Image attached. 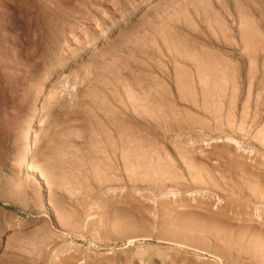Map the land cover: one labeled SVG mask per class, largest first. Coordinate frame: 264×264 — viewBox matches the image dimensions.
Segmentation results:
<instances>
[{"label":"rangeland","instance_id":"1","mask_svg":"<svg viewBox=\"0 0 264 264\" xmlns=\"http://www.w3.org/2000/svg\"><path fill=\"white\" fill-rule=\"evenodd\" d=\"M263 141L264 0H0V264H264Z\"/></svg>","mask_w":264,"mask_h":264},{"label":"bare ground","instance_id":"2","mask_svg":"<svg viewBox=\"0 0 264 264\" xmlns=\"http://www.w3.org/2000/svg\"><path fill=\"white\" fill-rule=\"evenodd\" d=\"M247 51H248V50H247ZM244 53H245V52H244ZM184 62H185V61H184ZM196 63H197V62H196ZM214 67H215V66H214ZM179 69H180V68H179ZM217 71H218V70H217ZM177 72H178V71H177ZM182 75H183V74H182ZM164 76H165V75H164ZM165 78H166V77H165ZM198 79H199V78H198ZM165 80H166V79H164V81H165ZM176 80H177V79H176ZM193 80H194V79H193ZM194 82H195V81H194ZM183 86H184V85H183ZM194 87H195V86H194ZM171 88H172V87H171ZM182 88H183V87H182ZM177 90H178V89H177ZM194 90H195V88H194ZM155 91H156V89L154 90V93H155ZM158 91H159V90H158ZM179 91H180V90H179ZM197 91H198V90H197ZM150 92H152V91H150ZM159 92H160V91H159ZM183 92H184V91H183ZM148 93H149V92H148ZM157 93H158V92H157ZM157 93H155V96H156V95L158 96ZM164 93H165V92H164ZM192 93H193V92H192ZM192 93H191V95H192ZM195 93H196V92H195ZM152 94H153V92H152ZM159 94H160V93H159ZM136 95H137V94H136ZM142 95H143V94H142ZM142 95H141V96H142ZM145 95H146V94H145ZM145 95H143V97H145ZM149 95H150V94H149ZM163 95H164V94L162 93L161 96H163ZM165 95H166V94H165ZM167 95H168V94H167ZM185 95H186V94H185ZM155 96H154V97H155ZM157 96H156V98H157ZM189 96H190V94H189ZM158 97H159V96H158ZM149 98H150V97H149ZM160 98H161V97H160ZM160 98H159V99H160ZM163 98H164V96H163ZM165 98H166V97H165ZM141 99H142V97H141ZM145 99H146V98H145ZM147 99H148V98H147ZM153 99H154V98H153ZM159 99H158V100H159ZM166 99H167V98H166ZM189 99H190V98H189ZM191 99H192V98H191ZM148 100H149V99H148ZM173 100H175V99H173ZM173 100H171V101H173ZM185 100H186V99H185ZM144 101H145V100H144ZM144 101H143V102L141 101V102H142L141 105L144 104ZM164 101H166V100H163V102H161V101L158 102V103H159V106H155V105H152L153 107L151 106L153 109H154L155 107H156V108L159 107V109H161L162 112H161V110H160V112H159L158 109H157V112H154V114H153L152 111H151L152 114L149 112V113L152 115V116L150 117L151 120H150V118H149V120H150V121H153L154 124H159L161 127L165 128V129H168L167 127H169V116H170V115L173 116V114H171V112H170V115H169V113H167L166 111L163 110V109H165V107H167V106H166V103H164ZM167 101H169V99H168ZM146 102H147V101H146ZM169 102H170V101H169ZM191 102H192V101H191ZM150 103H151V102H150ZM156 103H157V102H156ZM167 103H168V102H167ZM173 103H174V102H173ZM173 103H172V105H173ZM175 103H176V102H175ZM184 103H185V101H184ZM188 103H189V102H188ZM145 104H148V103H145ZM151 104H152V103H151ZM157 105H158V104H157ZM174 105H175V104H174ZM154 106H155V107H154ZM175 106H176V105H175ZM179 106H180V104H179ZM196 106H197V105H196ZM143 107H144V105H143ZM146 107H147V106H145V110H144V112H145V111H150L149 109L147 110ZM163 107H164V108H163ZM176 107H177V106H176ZM162 108H163V109H162ZM167 108H169V107H167ZM190 108H191V107H190ZM117 109H120V108H117ZM134 109H135V108H134ZM153 109H152V110H153ZM120 110H121V109H120ZM154 110H156V109H154ZM166 110H167V109H166ZM131 111H132V110H131ZM131 111H130V112H131ZM167 111H168V110H167ZM120 112H121V111H120ZM122 112H123V111H122ZM175 112H176V111H175ZM117 113H119V111H118ZM117 113H116V115H117ZM135 113H137V112H135ZM177 113H178V112H177ZM179 113H181V112L179 111ZM139 114H141V113H139ZM144 114H146V112H145ZM181 114H182V113H181ZM122 115H123V114H122ZM122 115H121V116H122ZM125 115H126V114H125ZM125 115H124V116H125ZM127 115H128V114H127ZM136 115H137V114L134 115V113L132 114V116H136ZM142 115H143V114H142ZM142 115H140V116H142ZM146 115H148V113H147ZM174 115H176V114H174ZM117 116H119V115H117ZM124 116H123V117H124ZM130 116H131V115H130ZM148 116H150V115H148ZM172 116H170V117H172ZM176 116H177V118L179 117L178 115H176ZM142 117H144V119H145V115H143ZM174 117H175V116L172 117L173 120H175ZM113 118H114V117H113ZM116 118H117V117H116ZM120 118H121V117H120ZM127 118H128V117H127ZM127 118H125V119L127 120ZM130 118H131V117H130ZM146 118H147V117H146ZM172 118H171V119H172ZM108 119H109V118H107V120H108ZM110 119H111V120H114V119H112V118H110ZM110 119H109V120H110ZM117 119H118V118H117ZM117 119H116V121H117ZM131 119L134 120L135 118H134V119L131 118ZM139 119H140V118H139V115H138V120H139ZM107 120H105V121H107ZM119 120H120V119H118V121H119ZM126 120H125V121H126ZM125 121L122 120V122L127 123V122H125ZM128 121H129V120H128ZM134 121H135V120H134ZM134 121H133V122H134ZM139 121H140V120H139ZM142 121L146 124V121H147V120H145V121L142 120ZM119 122H120V121H119ZM136 122H137V121H136ZM140 122H141V121H140ZM143 122H142V123H143ZM171 122H173V121H171ZM171 122H170V123H171ZM124 123H123V124H124ZM151 123H152V122H149V123H147V124H150V125H151ZM105 124H106V123H105ZM128 124H129V123H128ZM171 124H172V123H171ZM110 125H111V124H110ZM133 125H134V124H133ZM138 125L142 126L143 124L139 123ZM152 125H153V124H152ZM152 125H151V126H152ZM159 125H158V127H156L157 125L154 126V127L152 126L153 128H150V126L148 125L149 128H148V127H145L144 130H147V131H148V134H150V136L153 134L154 136L157 137V135L160 134V133H159V131H160V129H159ZM174 125H175V124H174ZM196 125H197V124H196ZM202 125H203V124H202ZM119 126H120V125H119ZM125 126H126V124H125ZM135 126H136V125H135ZM143 126H145V125H143ZM192 126H194V125H192ZM197 126H198V125H197ZM112 127H113V126H111V128H112ZM121 127H122V126H120V128H121ZM138 127H139V126H138ZM161 127H160V128H161ZM173 127H174V126H173ZM175 127H176V126H175ZM205 127H206V126H205ZM115 128H116V127H115ZM130 128H132V127H130ZM135 128H136V127H135ZM135 128H134V129H135ZM202 128H204V127H202ZM121 129H122V128H121ZM123 129H124V127H123ZM139 129H140V128H139ZM141 129H142V128H141ZM158 129H159V131H157ZM175 129H176V128H175ZM182 129H183V128H182ZM198 129H199V128H198ZM213 129H215V128H213ZM216 129H217V128H216ZM109 130H110V128H109ZM168 130H169V129H168ZM168 130H167V131H168ZM170 130H171V129H170ZM201 130H202V129H201ZM204 130H205V128H204ZM217 130H219V129H217ZM217 130H216V131H217ZM220 130H221V129H220ZM220 130H219V131H220ZM120 131H121V130H120ZM141 131H143V130H141ZM162 131H163V130H162ZM164 131H165V133H166V130H164ZM164 131H163V133H162L161 131H160V132H161L162 134H165ZM207 131H208V130H207ZM211 131H212V130H211ZM216 131H215V132H216ZM102 132H103V130H102ZM115 132H116V131H115ZM133 132H136V130L133 131ZM137 132H138V131H137ZM145 132H146V131H145ZM145 132H144V133H145ZM168 132H171V131H168ZM168 132H167V133H168ZM179 132H180V131H179ZM191 132H192V131H191ZM118 133H119V131H118ZM120 133L122 134V132H120ZM167 133H166V134H167ZM182 133H183V132H182ZM182 133H181V134H182ZM189 133H190V132H189ZM189 133H187V134H189ZM192 133H193V132H192ZM212 133H213V132H212ZM220 133H221V131H220ZM100 134H101V132H100ZM102 134H103V133H102ZM112 134H113V133H112ZM121 134H120V135H121ZM145 134H146V133H145ZM162 134H161V135H162ZM206 134H207V133H206ZM116 135H117V134H116ZM116 135H115V136H116ZM135 135H136V134H135ZM135 135H133V137H134ZM137 135H139V134H137ZM146 135H147V134H146ZM153 135H152V136H153ZM168 135H169V133H168ZM106 136H107V135H106ZM118 136H119V135H118ZM127 136H128V135H126V137H127ZM131 136H132V135L129 134V137H131ZM147 136H149V135H147ZM150 136H149L148 138H150ZM180 136H181V135H180ZM185 136H187V135L185 134ZM189 136H190V134H189ZM122 137H123V136H122ZM122 137H121V138H122ZM133 137H132V138H133ZM160 137H161V136H160ZM168 137H169V136H168ZM175 137H177V136H175ZM178 137H179V136H178ZM187 137H188V136H187ZM113 138H114V137H113ZM117 138H118V137H117ZM119 138H120V137H119ZM121 138H120V139H121ZM144 138H145V136H144ZM153 138H154V137H153ZM153 138H151V139H153ZM213 138H214V137H213ZM124 139H125V138H124ZM156 139H158V138H156ZM177 139H178V138H177ZM199 139H200V138H199ZM227 139H228V138H227ZM126 140H127L128 142L130 141V140H128V139H126ZM148 140H150V139H148ZM148 140H147V141H148ZM160 140H161V139H160ZM167 140H168V139H167ZM180 140H181V139H180ZM200 140H201V139H200ZM219 140H220V139H219ZM228 140H229V139H228ZM117 141H119V140H117ZM122 141H123V140H122ZM135 141H136V140H135ZM145 141H146V139H145ZM145 141H144V143H145ZM150 141H151V140H150ZM172 141H173V140H172ZM195 141H197V140H195ZM195 141H192V143H191L189 146L186 145V146H188V149H185V150H186V153L189 154V156H188V155H187V156L189 157V160H191L192 162H193V161H197V160H203V161H205V159H206V158L208 159L209 157H208V156L206 157V156H204V155H203V156H199L200 154L196 153L197 151H196V147H195V145H194ZM215 141H216V140H215ZM217 141H218V140H217ZM107 142H110V141H107ZM181 142H183V141H181ZM263 142H264V141H263ZM118 143H119V142H118ZM118 143H117V146H118ZM129 143H132V144H133L132 141H130ZM150 143H152V142H150ZM174 143H175V142H173V144H174ZM183 143H184V142H183ZM207 143H208V142H207ZM209 143H210V142H209ZM213 143H215V144L217 145V144H221L222 142L218 141V142H213ZM258 143H259V142H258ZM233 144H234V143H233ZM104 145H105V144H104ZM111 145H113V144L111 143ZM129 145H130V144H129ZM174 145H175V144H174ZM207 145H208V144H206V146H207ZM221 145H222V144H221ZM227 145H228V144H227ZM259 145H260V143H259ZM262 145H263V143H262ZM101 146H102V144H101ZM136 146H137V145H136ZM148 146H149V145H148ZM176 146H177V144H176ZM230 146H231V145H230ZM235 146H236V145H235ZM260 146H261V145H260ZM263 146H264V145H263ZM107 147H108V146H107ZM119 147L122 148L121 146H119ZM123 147H125V145H124ZM133 147H135V146H133ZM138 147H139V146H138ZM178 147H179V146H178ZM232 147H233V146H232ZM104 148H105V147H104ZM125 148H126V147H125ZM141 148H143V147H141ZM179 148H180V147H179ZM215 148H216V147H215ZM237 148L240 149V146L237 147ZM29 149H31V148H29ZM102 149H103V148H102ZM109 149H110V148H109ZM116 149H119V148L116 147ZM127 149H128V146H127ZM127 149H126V150H125V149H124V150L122 149V150H123V151H127ZM130 149H131L130 151L133 152V151H132V148H130ZM143 149H144V148H143ZM180 149H181V148H180ZM199 149H200V148H199ZM199 149H198V150H199ZM233 149H235V148H233ZM100 150H101V149H100ZM110 150H111V149H110ZM112 150H113V149H112ZM114 150H115V149H114ZM136 150H137V149H136ZM136 150H134V153H136V152H135ZM144 150H145V149H144ZM144 150H143V151H144ZM227 150H228V149H227ZM227 150H226V154H228V153L230 152L229 150H228L229 152H228ZM116 151H117V150H116ZM116 151H113V152H116ZM119 151H120V149H119ZM175 151H176V150H175ZM237 151H240V150H237ZM242 151H243V150H242ZM110 152H112V151H110ZM120 152H121V151H120ZM131 152H128V153L131 154ZM178 152H179V151H178ZM100 153H101V152H100ZM118 153H119V152H118ZM137 153H138V152H137ZM143 153H144V152H143ZM145 153H146V152H145ZM173 153H174V152H173ZM194 153H195V155H194ZM103 154H105V153H103ZM111 154H112V153H111ZM111 154H110V155H111ZM116 154H117V153H116ZM120 154H121V153H120ZM244 154H245V153H244ZM248 154H249V153H248ZM113 155H114V154H113ZM142 155H143V154H142ZM182 155H183V153H182ZM118 156H120V155L118 154ZM131 156H132V155H131ZM138 156H139V155H137L136 157H138ZM187 156H186V157H187ZM221 156H222V155H219V157H221ZM257 156H258V155H257ZM177 157H179V156H177ZM108 158H109V157H108ZM108 158L105 159V156H104V155H103V157H102V159H105V160H104L105 162H106V160H107ZM164 158H165V157H164ZM221 158H222V157H221ZM110 159H111V157H110ZM110 159H109V161H110ZM113 159L115 160V156H114ZM116 159H117V158H116ZM177 159H178V158H177ZM182 159H183V157H181L180 160H182ZM184 159H185V158H184ZM259 159H260V158H259ZM263 159H264V158H263ZM119 160H121V159H119ZM163 160L165 161L166 159H163ZM186 160H188V159H186ZM208 160H209V159H208ZM225 160H226V159H225ZM253 160H254V159H253ZM100 161H102V160H100ZM123 161H124V160H123ZM134 161H135V160H134ZM182 161H183V160H182ZM184 161H185V160H184ZM209 161H210V160H209ZM240 161H241V160H240ZM105 162L102 161L103 164H104ZM114 162H116V160H115ZM117 162H118V161H117ZM102 163H101V165H103ZM108 163H109V162H108ZM110 163H111L112 165L114 164V163H112L111 161H110ZM119 163H120V162H118V164H119ZM121 163H122V162H121ZM135 163H136V162H135ZM185 163H186V162H185ZM185 163H184V164H185ZM215 163H217V162H215ZM228 163H229V162H228ZM237 163H238V162H237ZM106 164H107V163H106ZM115 164H116V163H115ZM167 164H168V163H167ZM186 164H187V163H186ZM188 164H189V163H188ZM188 164H187V165H188ZM99 165H100V164H99ZM112 165H111V167H112ZM119 165H120V164H119ZM173 165H174V164H173ZM197 165H199V164H197ZM200 165H201V164H200ZM202 165H204V164H202ZM220 165H221V164H220ZM114 166H115V165H114ZM116 166H117V164H116ZM122 166H123V163H122L121 167H122ZM159 166H160V165H159ZM174 166H175V165H174ZM192 166H193V165H192ZM105 167H106V166L101 167V168L105 169V170H106V173H107L108 170H107L106 168L109 167V166L107 165V167H106V168H105ZM118 167H119V166H118ZM166 167H167V166H166ZM166 167L164 166V168H166ZM188 167H191V166L188 165ZM214 167H215V166H214ZM99 168H100V166H99ZM109 168H110V167H109ZM119 168H120V167H119ZM119 168H118V169H119ZM159 168L161 169V167H159ZM174 168H175V167H174ZM206 168H207V167H206ZM208 168H209V167H208ZM111 169H113V168H111ZM195 169H196V168H195ZM121 170H122V168H121ZM169 170H170V169H169ZM174 170H175V169H174ZM191 170H192V169H191ZM221 170H222V169H221ZM243 170H244V169H243ZM110 171H111V170H110ZM115 171H116V168H115ZM115 171H114V172H115ZM118 171H119V170H118ZM122 171H123V170H122ZM167 171H168V169H166V172H167ZM170 171H171V170H170ZM199 171H200V170H199ZM211 171H212V170H211ZM218 171H219V170H218ZM247 171H248V170H247ZM100 172H101V171H100ZM108 172H109V171H108ZM111 172H112V171H111ZM114 172H113V173H114ZM172 172H173V171H172ZM176 172H177V171H176ZM201 172H202V171H201ZM219 172H220V171H219ZM222 172H223V171H222ZM253 172H254V171H253ZM255 172H256V171H255ZM102 173H103V172H102ZM104 173H105V172H104ZM106 173H105V174H106ZM113 173H112V174H113ZM117 173H118V172H117ZM119 173H120V172H119ZM158 173H159V172H158ZM162 173H163V172H162ZM170 173H171V172H170ZM196 173H197V172H196ZM112 174H111V177H112V178H109V179H108V181H110V182H112V183H111V184H110V182H109V183H106V181H105V179H104L103 181H104L106 184H104V182H103V184H101V182H100V186H101V185L104 186V185H107V184L111 186V185L114 184V183L116 184V182H117L121 177H120L119 179H117V175L112 176ZM115 174H116V172H115ZM123 174H124V173H123ZM137 174L139 175V173H137ZM159 174H160V173H159ZM163 174H164V176H165V173H163ZM198 174H199V173H198ZM207 174H208V173H207ZM256 174H257V173H256ZM108 175H109V174H108ZM108 175H106V176L109 177L110 175H109V176H108ZM119 175H120V174H119ZM134 175H135V176H134ZM134 175H132L131 177H133V176L136 177V173H135ZM138 175H137V176H138ZM155 175L157 176V174H155ZM169 175H170V177H171V174H168V176H169ZM182 175H183V174H182ZM187 175H188V173H187ZM191 175H192V173H191ZM202 175H203V174H202ZM231 175H232V174H231ZM252 175H253V174H252ZM261 175H262V174H261ZM103 176H104V174L101 175V177H103ZM106 176H104V177L106 178ZM158 176H159V175H158ZM164 176L162 175V177H164ZM188 176H189V175H188ZM200 176H201V174H199V177H200ZM208 176H209V175H208ZM208 176H207V177H208ZM222 176H223V175H222ZM224 176H225V175H224ZM262 176H264V175H262ZM38 177H39V176H38ZM38 177H36V178H38ZM159 177H161V176H159ZM214 177H215V176H214ZM36 178H35V179H36ZM39 178H40V177H39ZM168 178H169V177H168ZM175 178H176V177H175ZM177 178H178V177H177ZM181 178H182V177H181ZM181 178H178V179H181ZM188 178H189V177H188ZM210 178H211V177H210ZM210 178H208V179H210ZM99 179H100V178H99ZM137 179H138V178H135V180H137ZM139 179H140V178H139ZM159 179H160V178H158V180H159ZM165 179H166V178H165ZM165 179H164V180H165ZM173 179H174V178L172 177V180H173ZM184 179H185V178H184ZM201 179H202V178H201ZM208 179H207V181H208ZM214 179H215V178H214ZM218 179H219V178H218ZM121 180H122V179H121ZM121 180H120V181H121ZM141 180H142V179H141ZM156 180H157V179H156ZM202 180H203V179H202ZM202 180H201V181H202ZM228 180H229V179H228ZM120 181H119V182H120ZM159 181H161V180H159ZM159 181H158V182H159ZM162 181H163V180H162ZM180 181H181V180H180ZM184 181H186V180H184ZM190 181H191V180H189V182H190ZM204 181H206V180H204ZM204 181H203V182H204ZM212 181H213V180H212ZM215 181H216V180H215ZM261 181H262V180H261ZM121 182H122V181H121ZM137 182H138V180H137ZM155 182H156V181H155ZM155 182H154V183H155ZM158 182H157V183H158ZM167 182H171V181L168 180ZM173 182H174V180H173ZM176 182H177V180H176ZM178 182H179V181H178ZM194 182H196V185H197V183L200 184V178H199V179H198L197 177L194 178V179H193V183H194ZM216 182H217V181H216ZM218 182H219V181H218ZM159 183H160V182H159ZM159 183H158V184H159ZM204 183H205V182H204ZM208 183H209V182H208ZM208 183H207V184H208ZM115 184H114V185H115ZM134 184H135V183H134ZM134 184H133V185H134ZM160 184H161V183H160ZM164 184H165V183H164ZM164 184H163V185H164ZM201 184H202V183H201ZM221 184H222V183H221ZM250 184H252V183H250ZM256 184H257V182H256ZM108 185H107V186H108ZM114 185H113V186H114ZM117 185H119L118 182H117ZM188 185H189V184H188ZM208 185H209V184H208ZM151 186H152V185H151ZM170 186H171V185H169V187H170ZM216 186H217V185H216ZM101 187H102V186H101ZM153 187H154V186H153ZM172 187H173V186H172ZM172 187H170V189H171ZM177 187H178V186H177ZM188 187H189V186H188ZM109 188H111V187H109ZM117 188H118V186H117ZM174 188H175V187H174ZM190 188H191V187H189V190H190ZM200 188H201V187H200ZM202 188H203V187H202ZM246 188H247V187H246ZM246 188H244V189H243V188H242V189L240 188V193H241V194H244V193L247 194L246 191L248 190V188H247V190H246ZM250 188H251V187H250ZM102 189H103V188H102ZM114 189H115V187H114ZM167 189H168V188H167ZM172 189H173V188H172ZM182 189H183V188H181V190H182ZM192 189H193V187L191 188V190H192ZM235 189H236V188H235ZM118 190H120V189H118ZM118 190H117V191H118ZM168 190H169V189H168ZM195 190H196V189H195ZM197 190H198V189H197ZM197 190H196V192H197ZM200 190H201V189H200ZM109 191H110V190H109ZM121 191H122V190H121ZM160 191H161V190H160ZM160 191H159V192H160ZM165 191H167V190H165ZM192 191H193V190H192ZM204 191H205V190H204ZM101 192H102V191H101ZM111 192H112V191H111ZM161 192H162V191H161ZM171 192H172V191H171ZM177 192H178V191H177ZM184 192H185V191H184ZM190 192H191V191H189V193H190ZM234 192H235V191H234ZM262 192H263V191H262ZM116 193H118V192H116ZM164 193H165V192H164ZM174 193H175V192H174ZM180 193H181V191H180ZM254 193H255V192H254ZM162 194H163V192H162ZM194 194H195V193H194ZM201 194H202V193H201ZM113 195H114V194H113ZM118 195H119V193H118ZM159 195H160V194H159ZM163 195H164V194H163ZM182 195H183V194H182ZM189 195H190V198L193 197L192 200H193L196 204H195V205H194V204H192V205H185V204H184L185 207H188V206L194 207V206H196V205H198V204H201L200 202H197V201L195 200L194 196H195L196 194H195V195L189 194ZM199 195H200V194H199ZM103 196H104V194H103ZM166 196H167V195H166ZM171 196H173L174 198H176V196H178V195L173 194V195H171ZM204 196H206V195H204ZM167 197H168V196H167ZM180 197H181V196H180ZM188 197H189V196H188ZM103 198H104V197H103ZM185 198H186V197H185ZM165 199H166V198H165ZM217 200H219V199H217ZM181 201H184V199H181ZM186 201H187V200H186ZM190 201H191V200H190ZM200 201H201V199H200ZM243 202H244V201H243ZM153 203H154V202H153ZM155 203H156V202H155ZM191 203H192V202H191ZM221 203H222V202H221ZM158 204H159V203H158ZM164 204H165V203H164ZM177 205H178V204H177ZM179 205H180V203H179ZM46 206H47V205H46ZM116 206H117V205H116ZM162 206H163V203H162ZM229 206H230V205H229ZM168 207H169V206H168ZM197 207H199V209H200L201 211H198L199 214H197L196 216H199V217L202 218V219L205 218V216H207V218H208L209 221L211 222V226H212V227H214V225H216V224L218 225V224L222 223V222H220V220H222V219L224 218L223 214H221V216H220V215H217L216 213L213 214L212 212H211V213H212L211 215H209V214H210L209 212L204 213V211H207V209H208V208L206 207L205 204H203V206H197ZM197 207H194V208H197ZM172 208H173V207H172ZM117 209H118V208H117ZM45 210H46V209H45ZM167 210H168V209H167ZM185 210H186V209H185ZM208 210H211V207H210ZM222 210H223V209H222ZM47 211H48V210H47ZM181 211H182V210H181ZM189 211H190V210H189ZM216 211H219V210H216ZM49 212H50V211H49ZM157 212H158V211H157ZM165 212H166V211H165ZM50 213H51V212H50ZM189 213H192V212H189ZM68 215H69V214H68ZM183 215H184V213H183ZM208 215H209V216H208ZM71 216H72V215H71ZM222 216H223V217H222ZM225 216H226V215H225ZM182 217H184V216H182ZM182 217H181V218H182ZM189 217H190V216H189ZM192 217H193V216H192ZM196 218H197V217H196ZM227 218H228V215H227ZM246 218H247V217H246ZM85 219H86V218H85ZM182 219H183V218H182ZM194 219H195V218H193V220H194ZM240 219H241V218H240ZM67 220H68V218H67ZM178 220H180V219H178ZM184 220H185V219H184ZM184 220H183V222H184ZM188 220H189V219H188ZM190 220H191V219H190ZM190 220H189V222H190ZM195 220H196V219H195ZM225 220H226V219H225ZM229 220H230V219H229ZM69 221H70V220H69ZM201 221H202V220H201ZM209 221H208V222H209ZM185 222H186V221H185ZM185 222H184V223H185ZM186 223H187V222H186ZM186 223H185V224H186ZM191 223H193V222H191ZM194 223H195V222H194ZM194 223H193V224H194ZM202 223H204V222H201V224H202ZM175 224H176V223H174L173 225H175ZM177 224H179V223L177 222ZM181 224L183 225V223H181ZM181 224H179L180 227H181ZM185 224H184V226H185ZM188 224H189V223H188ZM193 224H192V227H193ZM196 224L198 225V224H200V222L197 223V221H196ZM209 224H210V223H209ZM229 224H230V223H229ZM189 225H190V224H189ZM189 225H188V226H189ZM194 225H195V224H194ZM205 225H206V224H205ZM217 225H216V226H217ZM223 225H224V224H223ZM259 225H260V223H259ZM175 226H177V225H175ZM175 226H174L175 229L178 228V227H175ZM188 226L186 225L187 228H188ZM216 226H215V227H216ZM212 227H211V228H212ZM215 227H214V228H215ZM218 227H219V226H218ZM225 227H226V226H225ZM247 227H248V226H247ZM172 228H173V227H172ZM174 228H173V229H174ZM182 228H184V227H182ZM196 228H197V226H196ZM198 228H199V226H198ZM198 228H197V230H198ZM203 228H204V227H203ZM205 228H208V226H205ZM211 228H210V229H211ZM233 228H234V227H233ZM16 229L19 230V228H16ZM173 229H172V232L174 231L173 233L177 232L176 230H173ZM191 229H192V228H191ZM210 229H209V230H210ZM215 229H216V228H215ZM215 229H214V230H215ZM217 229H218V228H217ZM183 230L185 231V229H183ZM183 230L181 231V233H183ZM187 230H189V229H187ZM192 230H193L192 232L194 233V231H195L196 229L194 230V227H193ZM203 230H204V229H203ZM207 230H208V229H207ZM211 230H212V229H211ZM211 230H210V231H211ZM69 231H70V230H69ZM199 231H200V230H199ZM204 231H205V230H204ZM179 232H180V229H179ZM179 232H178V233H179ZM187 232H191V230H190V231H187ZM196 232H197V231H196ZM214 232H215V231H214ZM66 233H67V232H66ZM66 233L63 232V236H64V235H67ZM198 233H199V232H198ZM188 234H189V233H187V235H186L185 237L192 235L191 233H190V235H188ZM261 234L264 235V229H261ZM174 235L176 236V234H174ZM177 236H178V235H177ZM181 236H183V235H181ZM178 237H179V236H178ZM185 237H184V238H185ZM191 237H192V236H191ZM211 237H212V236H211ZM214 237H215V236H214ZM184 238H183V239H184ZM181 239H182V237H181ZM200 239H201V238H200ZM190 240H191V239H190ZM179 241H180V240H179ZM183 241H184V240H183ZM208 241H210V240H208ZM212 241H213V240H212ZM214 241H215V240H214ZM218 241H219V240H218ZM185 242H186V241H185ZM195 242H196V240H195ZM225 242L227 243L228 241H225ZM132 243H133L132 240L129 241V242H128L129 246L132 245ZM214 243H215V242H214ZM228 243H229V242H228ZM171 244H172V243H171ZM199 245H200V244H199ZM203 245H204V244H203ZM227 245H228V244H227ZM174 246H176V247H178V248H181V249H187V250H192V251H195V252H199V253H201L200 250L193 249V248H190V247H188V246H184L183 244L180 245V244H177V243H176ZM197 247H198V246H197ZM137 252H138V250H137ZM137 252H136V253H137ZM208 256H209V255H208ZM211 257H212V255H211ZM197 259H198V258H197ZM214 259H215V258H214ZM215 260H216V261H220V260H217V259H215Z\"/></svg>","mask_w":264,"mask_h":264},{"label":"trees","instance_id":"3","mask_svg":"<svg viewBox=\"0 0 264 264\" xmlns=\"http://www.w3.org/2000/svg\"><path fill=\"white\" fill-rule=\"evenodd\" d=\"M7 209H10V208L7 207Z\"/></svg>","mask_w":264,"mask_h":264}]
</instances>
